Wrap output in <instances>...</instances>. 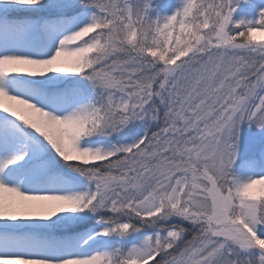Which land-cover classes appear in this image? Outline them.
Segmentation results:
<instances>
[{
	"label": "snow or ice",
	"instance_id": "1",
	"mask_svg": "<svg viewBox=\"0 0 264 264\" xmlns=\"http://www.w3.org/2000/svg\"><path fill=\"white\" fill-rule=\"evenodd\" d=\"M0 264H264V0H0Z\"/></svg>",
	"mask_w": 264,
	"mask_h": 264
}]
</instances>
